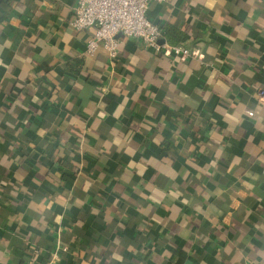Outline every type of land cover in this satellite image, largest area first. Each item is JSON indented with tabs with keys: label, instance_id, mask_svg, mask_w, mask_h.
Listing matches in <instances>:
<instances>
[{
	"label": "crops",
	"instance_id": "obj_1",
	"mask_svg": "<svg viewBox=\"0 0 264 264\" xmlns=\"http://www.w3.org/2000/svg\"><path fill=\"white\" fill-rule=\"evenodd\" d=\"M77 1L0 0V264H264V0L152 1L190 58Z\"/></svg>",
	"mask_w": 264,
	"mask_h": 264
},
{
	"label": "built area",
	"instance_id": "obj_2",
	"mask_svg": "<svg viewBox=\"0 0 264 264\" xmlns=\"http://www.w3.org/2000/svg\"><path fill=\"white\" fill-rule=\"evenodd\" d=\"M152 1L168 0H78L70 25L77 30L94 29V35L87 44L89 53H94L103 46L112 58L116 57L118 37L123 35L139 38L146 46L156 51L165 49L176 57H199L197 51L183 44L160 43L162 30L147 15ZM68 249V246L59 242L52 250L50 258L40 264H60L62 253Z\"/></svg>",
	"mask_w": 264,
	"mask_h": 264
},
{
	"label": "trees",
	"instance_id": "obj_3",
	"mask_svg": "<svg viewBox=\"0 0 264 264\" xmlns=\"http://www.w3.org/2000/svg\"><path fill=\"white\" fill-rule=\"evenodd\" d=\"M178 44H181V43H177V42L172 41V45H178Z\"/></svg>",
	"mask_w": 264,
	"mask_h": 264
},
{
	"label": "water",
	"instance_id": "obj_4",
	"mask_svg": "<svg viewBox=\"0 0 264 264\" xmlns=\"http://www.w3.org/2000/svg\"><path fill=\"white\" fill-rule=\"evenodd\" d=\"M160 43H164V39H161V40H160Z\"/></svg>",
	"mask_w": 264,
	"mask_h": 264
}]
</instances>
